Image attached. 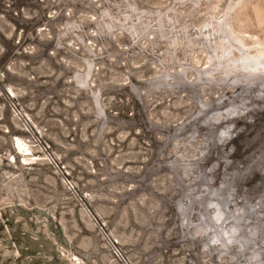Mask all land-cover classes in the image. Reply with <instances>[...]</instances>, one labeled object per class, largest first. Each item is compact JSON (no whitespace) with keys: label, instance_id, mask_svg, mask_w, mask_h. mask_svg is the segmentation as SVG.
<instances>
[{"label":"rangeland","instance_id":"1","mask_svg":"<svg viewBox=\"0 0 264 264\" xmlns=\"http://www.w3.org/2000/svg\"><path fill=\"white\" fill-rule=\"evenodd\" d=\"M0 264H264V0H0Z\"/></svg>","mask_w":264,"mask_h":264},{"label":"bare ground","instance_id":"2","mask_svg":"<svg viewBox=\"0 0 264 264\" xmlns=\"http://www.w3.org/2000/svg\"><path fill=\"white\" fill-rule=\"evenodd\" d=\"M224 114V113H223ZM224 133H220L219 131L217 132V136L220 137L222 136ZM16 150L18 149V151H24L26 152L28 149L25 147V144H23L22 142H20L18 139H17V147L15 148ZM18 153V152H17ZM27 155V154H26ZM30 155V154H29Z\"/></svg>","mask_w":264,"mask_h":264},{"label":"trees","instance_id":"3","mask_svg":"<svg viewBox=\"0 0 264 264\" xmlns=\"http://www.w3.org/2000/svg\"><path fill=\"white\" fill-rule=\"evenodd\" d=\"M187 80V79H186ZM186 82L183 78H181V77H179V79L176 81V83H180V82ZM188 81V80H187ZM161 85H163V84H161Z\"/></svg>","mask_w":264,"mask_h":264}]
</instances>
